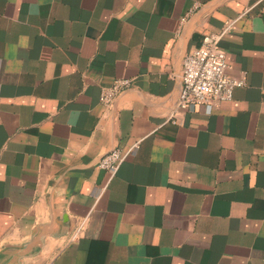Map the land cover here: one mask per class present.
<instances>
[{
  "label": "crops",
  "instance_id": "crops-1",
  "mask_svg": "<svg viewBox=\"0 0 264 264\" xmlns=\"http://www.w3.org/2000/svg\"><path fill=\"white\" fill-rule=\"evenodd\" d=\"M227 20L244 85L171 118ZM0 264H264V0H0Z\"/></svg>",
  "mask_w": 264,
  "mask_h": 264
},
{
  "label": "built area",
  "instance_id": "built-area-1",
  "mask_svg": "<svg viewBox=\"0 0 264 264\" xmlns=\"http://www.w3.org/2000/svg\"><path fill=\"white\" fill-rule=\"evenodd\" d=\"M234 24L235 20H227L218 33L205 35L200 47L183 57L180 89L171 118L176 112L193 113L198 109L209 115L217 103L231 100L233 90L244 85L243 80L232 79L226 74L225 52L220 47L221 39ZM130 85L126 78L114 80L110 86L101 89L99 103L109 106ZM138 144L135 142L126 149L114 148L100 157L97 165L107 174V182L115 176L122 162L135 153ZM105 188L102 187L100 192Z\"/></svg>",
  "mask_w": 264,
  "mask_h": 264
},
{
  "label": "water",
  "instance_id": "water-1",
  "mask_svg": "<svg viewBox=\"0 0 264 264\" xmlns=\"http://www.w3.org/2000/svg\"><path fill=\"white\" fill-rule=\"evenodd\" d=\"M104 155V154H103ZM100 159V158H99ZM99 161V160H98Z\"/></svg>",
  "mask_w": 264,
  "mask_h": 264
}]
</instances>
